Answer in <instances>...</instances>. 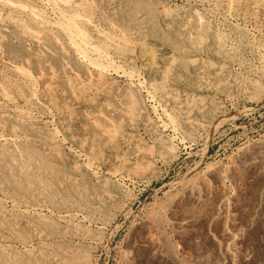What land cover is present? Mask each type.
Masks as SVG:
<instances>
[{
	"label": "rangeland",
	"instance_id": "obj_1",
	"mask_svg": "<svg viewBox=\"0 0 264 264\" xmlns=\"http://www.w3.org/2000/svg\"><path fill=\"white\" fill-rule=\"evenodd\" d=\"M3 1L0 264H172L149 244L129 254L156 211L177 264H264V177L244 170L238 188L229 172L264 144V0H74L121 41L106 70L84 63L41 0ZM216 166L228 219L217 204L179 233L168 220L186 179Z\"/></svg>",
	"mask_w": 264,
	"mask_h": 264
},
{
	"label": "bare ground",
	"instance_id": "obj_2",
	"mask_svg": "<svg viewBox=\"0 0 264 264\" xmlns=\"http://www.w3.org/2000/svg\"><path fill=\"white\" fill-rule=\"evenodd\" d=\"M3 1V0H2ZM7 1V0H6ZM13 1V0H12ZM42 3L46 4L48 7H50V10H52L55 20L52 25H54L55 29L58 30V32L65 37L67 42L71 45L72 50L76 52V54L84 61V63L89 64L94 69H101L106 70V68H112L114 66V62L112 60L113 54L112 51H117V49L120 47V42L118 39L114 37V35L111 37L108 34L104 32V30H100L98 26L94 24V20L91 19L86 14H83L84 12L81 11L83 8L81 5H79V2L73 3L74 0H41ZM86 1V0H85ZM230 1V0H229ZM234 1V0H233ZM251 1V0H250ZM262 1V0H261ZM4 2V1H3ZM84 2V1H83ZM232 2V1H231ZM230 2V3H231ZM13 5H17L15 2H11ZM87 3V2H86ZM85 3V4H86ZM234 3V2H233ZM260 2H258L259 4ZM85 4L83 5L85 7ZM88 4V3H87ZM240 4V3H238ZM242 4V3H241ZM78 8V11L73 12L71 9L73 7ZM232 5V4H231ZM237 5V3H236ZM255 5V3H254ZM31 6V5H30ZM102 6V5H101ZM235 6V5H234ZM23 8L22 6H20ZM28 7V6H27ZM90 7V6H89ZM100 7V6H99ZM255 7V6H254ZM33 8V7H32ZM46 8V7H45ZM74 8V7H73ZM76 8V9H77ZM36 9V8H35ZM27 8L28 11L32 14L31 16L36 17L39 21L42 23H48L47 18L41 13L37 12L36 9ZM48 9V8H46ZM99 9V8H98ZM263 9V8H262ZM26 10V9H25ZM73 12H71V11ZM102 10V8H101ZM238 10V9H237ZM81 11V12H79ZM235 11V10H233ZM257 11V10H256ZM237 12V11H236ZM255 12V11H254ZM2 13V12H1ZM227 13V12H226ZM240 13V12H239ZM13 14V13H12ZM46 14V13H45ZM1 15V14H0ZM92 15V14H91ZM229 15V14H228ZM234 15V14H233ZM256 15V14H255ZM226 16V15H225ZM253 16V15H252ZM230 17V16H229ZM8 18V17H7ZM14 18V17H13ZM6 19V18H4ZM36 19V20H37ZM53 19V18H52ZM241 19V18H240ZM1 20V19H0ZM53 22V21H52ZM254 22V21H253ZM117 23V22H116ZM7 25V24H5ZM99 25V24H98ZM115 25V24H114ZM17 27V26H16ZM26 27V26H25ZM86 27L92 28L94 33L97 35V37H91L89 35V31L87 32ZM117 27V26H116ZM263 27V26H262ZM22 28V27H21ZM113 28V27H112ZM20 29V28H19ZM260 29V28H259ZM21 30V29H20ZM26 30V29H25ZM254 30V28H253ZM257 30V29H256ZM254 30V31H256ZM52 31V30H51ZM50 31V32H51ZM259 31V30H258ZM92 33V31L90 32ZM258 33V32H257ZM256 33V34H257ZM26 34V33H25ZM43 34V32H42ZM27 35H29L32 40L35 39L38 43L44 42V38L42 35H39L37 32H31L28 30ZM111 35V34H110ZM2 36V35H1ZM24 36V35H23ZM116 36V34H115ZM54 37V36H53ZM3 38V36H2ZM264 39V38H263ZM260 40V39H259ZM55 41V40H54ZM58 42V41H57ZM67 43V44H68ZM43 45V43H42ZM39 46V45H38ZM69 46V45H68ZM1 49V48H0ZM259 49V48H258ZM71 51V50H70ZM66 52V51H65ZM64 53V52H63ZM74 53V52H73ZM118 53V52H117ZM116 54V53H115ZM114 54V55H115ZM118 55V54H117ZM262 56V55H261ZM78 57V58H79ZM38 59V58H37ZM112 62L114 64H112ZM118 62V61H117ZM106 64L112 65L109 67V65L106 66ZM118 64V63H117ZM117 67V66H116ZM119 68V67H118ZM117 69V68H116ZM121 69V67H120ZM20 70V69H19ZM92 70V69H91ZM112 71V70H111ZM121 70H116V72H119ZM72 72V71H70ZM102 72V71H101ZM104 72V71H103ZM23 73V72H22ZM124 73V71H123ZM127 73H124V76ZM26 77L29 80L37 81L35 75H32L30 72H25ZM42 75V74H41ZM128 75L133 76L132 73H128ZM43 76H41L42 78ZM68 77V76H67ZM99 77V76H98ZM55 78V77H53ZM101 79V78H100ZM41 80V79H39ZM133 80V79H132ZM54 82V81H53ZM47 85V84H45ZM133 85V84H132ZM137 85V84H136ZM38 86V85H37ZM56 86V85H55ZM54 86V87H55ZM141 86V85H140ZM143 86V85H142ZM52 87V86H49ZM135 87V86H134ZM130 88V87H129ZM39 90V89H38ZM132 90V89H131ZM49 91V90H48ZM133 91V90H132ZM153 91V90H152ZM155 91V90H154ZM157 91H155L156 93ZM40 93V92H37ZM53 93V92H52ZM149 93H152L149 91ZM148 93V94H149ZM147 94V92H146ZM39 99V98H38ZM125 99V98H124ZM130 99H132L130 97ZM35 102V101H34ZM37 102V100H36ZM35 102V103H36ZM45 102V101H44ZM132 102V101H131ZM31 103V102H30ZM38 103V102H37ZM126 103V102H125ZM40 104V103H39ZM160 104V103H159ZM126 106V105H125ZM123 107V106H122ZM127 107V106H126ZM125 107V108H126ZM162 107V106H161ZM35 109V108H34ZM132 109V108H131ZM128 110V109H127ZM130 110V108H129ZM54 112V111H53ZM57 113V112H56ZM169 118V121H174V118L170 117L169 114L167 115ZM173 119V120H172ZM53 120V119H52ZM170 122V123H172ZM173 124V123H172ZM181 124V123H180ZM167 126V125H166ZM179 126V125H178ZM177 126V127H178ZM168 127V126H167ZM166 127V128H167ZM177 127L174 125L172 128L174 130H177ZM180 129V128H179ZM105 130V129H104ZM57 131V130H56ZM106 131V130H105ZM173 131V130H172ZM181 131V130H180ZM177 132V131H176ZM182 133V132H181ZM176 135V134H175ZM182 136V135H181ZM177 137V136H176ZM184 137V136H183ZM97 161V160H96ZM94 163V162H93ZM216 166L215 169H212V167L207 168V171L205 172V175H201L196 179L188 178L185 181L184 190L181 194V196L178 198V202L175 204V206L171 209L170 214L172 218L168 220L171 225H174L176 229H178V232H184L191 230L198 224L199 222H207L209 221V218L213 215V208L217 204H223L225 206V210L227 212V219H228V202L226 203V189L224 187V180L219 173V169ZM254 170L258 175H261L264 177V144H256L252 147H246L243 148L238 156V160L235 164H232L230 167V178L234 180L236 183L235 185L239 188H243L245 186V179L242 175V171L244 170ZM116 172V171H115ZM114 172V173H115ZM107 173V172H106ZM119 173V172H118ZM94 174V173H93ZM110 175V174H109ZM212 180L210 181V178L212 177ZM195 177V176H194ZM228 177V176H227ZM124 178V177H123ZM228 179V178H227ZM183 187V186H182ZM264 191V188L262 189ZM227 192H229L227 190ZM262 194V193H261ZM260 194V196H261ZM226 197V198H225ZM228 200V199H227ZM182 202H186L185 204H182ZM258 205V204H257ZM221 207V206H220ZM258 207V206H257ZM256 208V206L254 207ZM258 210V208L256 209ZM156 211V210H155ZM257 211H255L256 213ZM154 213L150 217L149 220H147L146 229L148 237L144 241L136 242L132 246V250L129 252V254H133V250L143 247L146 244H149L151 248V258L153 260L163 261L167 263L177 264L176 260L174 259L175 255L174 253H171V249L169 250V245L166 239L162 236L164 234L161 233V230L163 231L162 224L164 225L163 217L158 214ZM161 213V212H160ZM169 213V212H168ZM166 213V214H168ZM165 214V215H166ZM164 215V214H163ZM253 215V214H252ZM251 215V216H252ZM149 217V216H148ZM167 217V216H166ZM254 218V217H253ZM226 219V220H227ZM231 219V218H230ZM229 219V221H231ZM166 220V219H165ZM225 220V219H224ZM253 220V219H252ZM228 221V220H227ZM254 221V220H253ZM168 222V224H169ZM166 223V222H165ZM249 223L250 221L245 223L243 225V228L240 229L243 233L244 230H248L250 228ZM167 224V225H168ZM208 224V223H207ZM227 225V224H226ZM252 225V224H251ZM225 226V225H224ZM164 227V226H163ZM169 228V227H168ZM175 230V229H174ZM193 230V229H192ZM223 230V229H222ZM194 231V230H193ZM231 231V230H230ZM225 232V231H224ZM186 233V232H185ZM180 235V234H179ZM238 234H235L234 232L227 234V241L229 243H233L234 241L238 240L236 237ZM166 237V236H165ZM226 241V242H227ZM224 246V245H223ZM172 247V246H171ZM233 247V246H232ZM175 248V247H173ZM230 249V248H229ZM175 250V249H173ZM229 251V250H228ZM175 252V251H174ZM227 252V251H226ZM230 253V252H228ZM127 254V252H125ZM242 261L245 264H251V257L249 254H243L241 256V253H239ZM131 255H128L127 259ZM225 255V254H224ZM227 255V254H226ZM195 257V256H194ZM201 257V256H200ZM198 257V258H200ZM228 258V256H226ZM124 258V257H123ZM126 258V257H125ZM124 258V259H125ZM133 260L132 264H135V258L133 259V255L130 257L129 260ZM234 256H230V260L234 261ZM128 260V261H129ZM237 260V259H236ZM127 261V262H128ZM223 261V260H222ZM197 262V261H196ZM217 262V261H216ZM210 263V262H208ZM235 263V262H234ZM233 263V264H234ZM186 264V263H185ZM195 264V263H194ZM200 264V263H199ZM231 264V262H230ZM236 264V263H235Z\"/></svg>",
	"mask_w": 264,
	"mask_h": 264
}]
</instances>
